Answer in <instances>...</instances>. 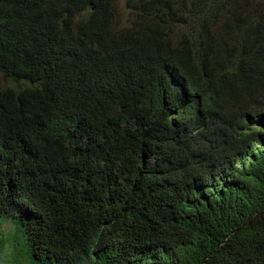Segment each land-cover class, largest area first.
Listing matches in <instances>:
<instances>
[{
	"label": "trees",
	"instance_id": "trees-1",
	"mask_svg": "<svg viewBox=\"0 0 264 264\" xmlns=\"http://www.w3.org/2000/svg\"><path fill=\"white\" fill-rule=\"evenodd\" d=\"M0 77L8 264H264V0H0Z\"/></svg>",
	"mask_w": 264,
	"mask_h": 264
},
{
	"label": "rangeland",
	"instance_id": "rangeland-1",
	"mask_svg": "<svg viewBox=\"0 0 264 264\" xmlns=\"http://www.w3.org/2000/svg\"><path fill=\"white\" fill-rule=\"evenodd\" d=\"M127 18H128V13H126L123 20L127 21ZM0 84L9 85L11 84V81H8L7 79L0 77ZM247 114H249L248 117L250 118V113ZM256 115L255 117L253 116V118H250V122H249L250 125L253 127L255 126V127L263 128L262 125L264 124V119H263L264 116H256ZM239 117L247 118V115L246 113L239 112ZM0 229L4 231L5 235L9 236L11 233L14 232L15 226L10 221H4L2 224H0ZM12 254H14L12 248L10 246H6L2 251H0V264H8V262L11 261ZM19 264H27V262L24 258H21Z\"/></svg>",
	"mask_w": 264,
	"mask_h": 264
}]
</instances>
